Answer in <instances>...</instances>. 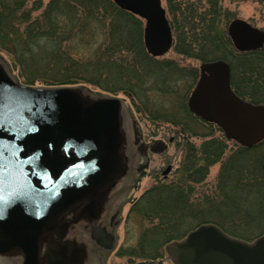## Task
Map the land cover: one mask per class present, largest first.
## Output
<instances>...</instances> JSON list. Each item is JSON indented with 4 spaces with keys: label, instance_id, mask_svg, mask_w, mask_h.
I'll return each instance as SVG.
<instances>
[{
    "label": "water",
    "instance_id": "1",
    "mask_svg": "<svg viewBox=\"0 0 264 264\" xmlns=\"http://www.w3.org/2000/svg\"><path fill=\"white\" fill-rule=\"evenodd\" d=\"M112 1L143 19L150 55L168 52L172 32L161 0ZM227 33L241 52L264 43V32L239 18ZM120 104L118 98L85 99L74 87L19 84L0 63V255L19 252L22 264L79 261V246L43 238L77 204H85L79 216L95 217L101 194L123 174ZM187 108L242 147L264 141V105L234 93L224 60L200 64ZM261 167L264 172V158ZM165 250L173 264H264V234L248 242L201 224Z\"/></svg>",
    "mask_w": 264,
    "mask_h": 264
},
{
    "label": "trees",
    "instance_id": "2",
    "mask_svg": "<svg viewBox=\"0 0 264 264\" xmlns=\"http://www.w3.org/2000/svg\"><path fill=\"white\" fill-rule=\"evenodd\" d=\"M208 2L207 10L199 14L189 8L181 10L179 6L176 10L172 0H167V12L172 15L169 22L174 34V52L201 61L227 59L228 54H224L222 50L220 53L221 34L216 31L219 7L215 0ZM93 22L97 25L92 26ZM97 29L107 40L98 60L90 62L75 57L71 46L73 41L79 35ZM140 37V19L119 8L112 0H49L45 5L39 0H34L30 4L29 0H0V50L11 55L12 66L18 70L17 78L23 85L33 86L38 81L47 87H84L83 84L103 87L101 82L92 79L91 66L97 65L96 70L102 79L105 73L100 64L111 55L114 56V60L129 55L133 62L134 58L138 60L141 53L144 59H150L146 58ZM209 51H217L218 55L210 58ZM244 58L245 56L231 58L232 87L241 98L252 103L264 104V93L261 96L252 91L254 89L264 91L262 66L264 55L257 58L258 64L256 61L252 64ZM121 60L119 63L122 62L121 66L124 67V59ZM172 67L173 63L167 61L163 65L155 64L154 68H151L153 74L167 76L169 73L167 70ZM135 69L136 65L129 68L130 71ZM254 69L255 71L257 69L256 85L252 81ZM178 103L182 119L179 114L166 111L150 117L153 122L166 121L178 127L179 131L176 132L174 141L177 143L178 138L183 155L174 172L173 181H157L145 191L140 197V210L137 208L139 199L132 204L130 212L140 213L148 225L140 232L138 248L121 250L130 257L139 258L136 262L131 261V264H160L162 258L167 257L162 250L163 246L183 238L184 233H179L183 226V217L190 212L193 214L196 212L194 205L188 203L192 191L190 186L195 187L205 181L208 167L221 160L225 150L223 141L226 138L223 133L221 132L219 137L212 136L213 132L221 130L216 125L205 123L191 114L186 107L185 95ZM196 126L208 129V132L198 133ZM192 136L201 140L197 147L189 140ZM252 155L258 157L255 163L259 173L264 176L258 162L262 159L263 152L258 150V145L251 149L238 145L221 164L214 191L218 195L222 190V187L218 186L219 181L224 185V182H230L231 174H239L235 185L239 183L247 194L238 197L242 207L244 206L242 201L247 202L245 203L247 211L242 214L243 221L251 223L257 220L264 225V190L261 189L262 192L259 193L255 181L249 183L252 180L245 178L247 174H243L246 170L245 165L254 162V160L248 162L250 158L247 157ZM231 180L233 181L232 178ZM190 230L192 229L188 231ZM224 231L232 237L251 241L264 232V227L263 232L259 234H250L237 226Z\"/></svg>",
    "mask_w": 264,
    "mask_h": 264
},
{
    "label": "rangeland",
    "instance_id": "3",
    "mask_svg": "<svg viewBox=\"0 0 264 264\" xmlns=\"http://www.w3.org/2000/svg\"><path fill=\"white\" fill-rule=\"evenodd\" d=\"M32 1L34 0H29V4ZM39 1L45 5L49 0ZM208 1L209 0H172L176 6V10H178L177 8L179 6L181 10L189 8L194 11V13L199 14L204 10H207L209 6ZM215 1L219 7L217 19L218 25L216 30L218 33L221 34L222 31H225L229 20L234 18L246 20L253 26L264 29V4L260 0ZM161 5L165 9L166 16L170 21L172 15L170 16L167 12V0H161ZM38 13L39 11L36 12V14ZM140 21V41L142 39L143 43L144 23L141 19ZM93 25H95V22L92 23V26ZM106 42L107 40L105 39L104 34L99 33L97 29V31L90 30L84 35H79L78 38L73 41L71 46L73 48V52L75 53V57H78L83 61L96 62L106 45ZM143 46L144 45L141 47ZM143 48L145 49V47ZM210 51V58H215L218 55L217 51ZM145 52L146 58L150 59H144V55L141 53L139 57L140 59L138 58V60H136L134 58L133 62H131L132 58L129 55L126 56V58H121L124 59V67L121 66L122 62L119 63V61H122L121 59L114 60V56L110 54L111 57L100 64V67L105 73L102 75V79L99 78L100 73L96 70L97 65L95 67L91 66L90 68V75H92V79H95L94 81L101 82L103 87L91 84H83L84 87H80L81 95L85 99L107 97L118 98L121 101V155L124 166H126L127 170L131 169L134 164V160L130 161V156H138L137 149L133 144V133L136 129L140 130L141 138L143 141H146L147 144L149 142H153L157 138H162L165 149H157L146 156L148 162L147 174L140 180L139 183L137 182L138 180H136L132 186V183L128 179L129 182L126 186L127 182L125 183L124 179L126 173L125 171L123 172L124 174L119 176L115 182L107 187L101 194L102 201L99 203V208L96 209L97 212L95 217L92 218L89 215L79 216V209L81 210L85 204H77L62 215V217L58 220V227L54 231L44 236L43 239L50 237L52 241H65L70 245L79 246L83 250L85 249L88 253V247L92 246L93 248L100 249L97 243V237H99V231H104V228L107 227V229L110 230V233L116 238L115 247L110 250L109 253L105 254V256L99 257L98 259L95 253H93V257L90 256L88 258H84L85 256L82 255V257L84 256L82 258L83 263L79 261V264H131V261L136 262L139 260V258L130 257L127 253L122 252L127 250L129 251L134 247L138 248L140 232L148 225L147 221L141 218L140 213L130 212L132 204L138 200L139 195L141 197L145 191L155 185L154 179L152 178L153 173H160L168 165H171L172 170H174L182 160L183 151L180 144H178V138L177 143L174 140H170L171 137H174L176 132L179 131L178 127L166 121L157 120L156 122H153L150 120V117L158 115V113L160 114L162 111H166L172 114H179L181 117L180 119L183 118L178 101L182 100L184 95L187 101L193 85L198 78L199 66L202 62L198 58L174 52L173 46H171L168 52L159 57L151 56L147 53L146 49ZM220 53H222L221 49ZM154 59H156L155 62ZM167 61L173 63L174 66L167 70L169 71L168 75L166 74L167 76H159L157 73L153 74L152 68H154L155 64L159 63L160 65H163V63ZM0 63L16 82L22 84L17 78L18 70L12 66L11 55L4 50H0ZM256 64H258V59H256ZM131 65H136V69L130 71L129 68H131ZM262 66L264 67V65ZM31 87L45 88L47 86L36 81ZM252 91L261 96L262 93H264V91H260L258 89H254ZM196 128L198 129V133L205 134L208 132V129L206 130L203 127L196 126ZM220 134L221 131L216 130L213 132L212 136L219 137ZM189 140L196 147L201 142L199 138L193 136L189 137ZM223 142L225 144V150L222 159L208 167V173L205 177V181L198 186H190L192 191L189 195L188 203H190V205H194L196 212L195 214L190 212L188 215H184L183 226L180 228L179 232L182 234L184 233V236L187 234L189 229H194L199 224H214L218 227L221 226L219 228L228 236L230 235L224 230H231L234 226H237V228L240 229L242 228L245 232H250V234H259L260 232H263L264 225L258 223L257 220L251 223L250 221L247 223H244L243 221L244 216L242 214L247 211V204H245L247 202L241 200L244 204L242 207L238 201V197H243L247 194L246 190L243 189V186L239 183L238 185H235L237 184L236 180L237 176L239 177V174H231V177L229 178L230 182H224V185L219 181L218 186H221L222 190L219 191L218 195L214 191V187L217 186L216 182L218 181V176L221 171V164L230 153L236 150L238 146V144L228 139H224ZM258 150L263 152L262 159L258 161L261 166L264 158V141L258 144ZM247 158H250L248 162L253 160L254 162L251 165H249V163L248 166L245 165L246 170L243 174H247L245 178L252 180H247L250 181L249 183L255 181L254 183H256V187L258 188L259 193H261V189L264 190V176L259 173L255 163L258 157H254V155H252ZM174 178V174L171 173L166 178L165 182L173 181ZM137 204H139V206L137 205V208L140 210V200ZM113 217L115 218L113 219L112 225H109ZM92 223H100L99 228L97 230H93ZM260 234L263 235L264 232ZM166 245L167 244H165L162 248L165 253ZM46 248L45 244L44 246L42 245V254H44ZM99 252L102 253V251ZM167 257H163L160 264H173L170 258ZM0 264H22V256L19 252H13L12 254H8L6 256H0Z\"/></svg>",
    "mask_w": 264,
    "mask_h": 264
},
{
    "label": "flooded vegetation",
    "instance_id": "4",
    "mask_svg": "<svg viewBox=\"0 0 264 264\" xmlns=\"http://www.w3.org/2000/svg\"><path fill=\"white\" fill-rule=\"evenodd\" d=\"M237 1H239V0H237ZM234 19H236V18H234ZM231 20H233V19H231ZM231 20H229L228 24L230 23ZM228 24L226 26L225 31H222V33L220 35V40H221V43H222L220 49L222 50V52L224 54H228V56H227V59H223V58H219V59L224 60V61H226L229 64V66H230V86H231L232 90L234 91V93H236L234 88L232 87V83H231V78H232V68H231V63H230L231 58H234L236 56H241V57L245 56L244 59H247L248 61H250V63L253 64V63H255L256 59L259 56L264 55V43H263V45L260 48L255 49V50H249V51H244V52L238 51L234 47V45L232 44V41H231V39H230V37H229V35L227 33ZM262 30L264 31V29H262ZM225 42H226V44H225ZM172 44H174V38H173ZM212 60H216V59H212ZM212 60H208V61H212ZM201 62H206V61H201ZM198 76H199V74H198ZM256 77H257V69H256V71L254 69V73H253V76H252V81H254V83H253L254 85H256V82H257L256 81ZM133 137H134L133 144L135 145V147L137 149L138 156H133V155L130 156V158H131L130 161L134 160V164H133L131 169H128V170L126 169V173H125V176H124L125 183L127 182L126 186H127L128 182H129V180H130V182L132 183V186H133V184L136 182V180H138L137 182L139 183L140 180L146 176L147 167H148V162H147V157L146 156L149 153H151L153 151H156L157 149H165L164 145H163L164 143H163V139L162 138H157L153 142H149L148 144H147L146 141H143L142 138H141L139 129L134 131ZM170 140L173 141L174 137H171ZM142 158H144V159H142ZM168 166H170V169L167 172H165ZM168 166L163 171H161L160 173H153L152 178L154 179V183H156L157 181H160V180H166V178L171 173L174 174L176 169L172 170L171 165H168ZM139 188H140V185H139ZM138 199L140 200V195H139ZM114 218L115 217H113L111 219V222H110L109 225H112V222H113ZM99 226H100V223H95V224H93L92 228H93V230H97L99 228ZM108 234H109V236L112 235L110 233V230L107 229V227L104 228V231L103 230L99 231V237H97V243H98L100 249L93 248L92 246L88 247L87 250H89V252L87 253V251H86V257L87 258L90 257V256L93 257L92 256L93 253H95V255H97V259L99 257H103V256H105V254L109 253V251H110L109 249L111 247L108 248V242H109L108 237H107ZM90 236H91V234H90ZM111 239L113 240V238H111ZM99 251H102V253H100Z\"/></svg>",
    "mask_w": 264,
    "mask_h": 264
},
{
    "label": "bare ground",
    "instance_id": "5",
    "mask_svg": "<svg viewBox=\"0 0 264 264\" xmlns=\"http://www.w3.org/2000/svg\"><path fill=\"white\" fill-rule=\"evenodd\" d=\"M199 225H201V224H199ZM199 225H198V226H199ZM196 227H197V226H196ZM196 227H195V228H196Z\"/></svg>",
    "mask_w": 264,
    "mask_h": 264
}]
</instances>
